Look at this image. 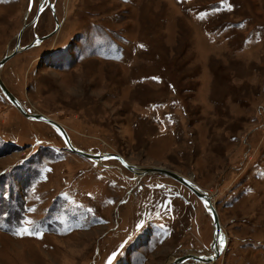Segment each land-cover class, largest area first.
<instances>
[{
  "label": "rangeland",
  "instance_id": "rangeland-1",
  "mask_svg": "<svg viewBox=\"0 0 264 264\" xmlns=\"http://www.w3.org/2000/svg\"><path fill=\"white\" fill-rule=\"evenodd\" d=\"M50 2L0 0V61L51 34L3 65L6 89L83 150L206 190L226 246L181 264H264V0ZM25 220L42 235H14ZM213 236L188 187L71 151L0 89V264H168Z\"/></svg>",
  "mask_w": 264,
  "mask_h": 264
},
{
  "label": "water",
  "instance_id": "water-1",
  "mask_svg": "<svg viewBox=\"0 0 264 264\" xmlns=\"http://www.w3.org/2000/svg\"><path fill=\"white\" fill-rule=\"evenodd\" d=\"M43 1H46V0H43ZM47 2L52 7V3L50 2V0H47ZM39 13H40V10L38 11L36 19L38 18ZM57 24L60 26V23L58 21H57ZM50 35L51 34L43 36V37H38V38L34 39L30 44H26L24 46H22L20 44V39H19L17 42L16 48L10 54L5 56L0 61V71L3 67V65L10 58H12L13 56H15L16 54H18L21 51L30 49L31 47L35 46L37 44V42L41 43V41H43V39L47 38ZM0 89L3 92V94L9 99V101L13 105H15L25 116H27L28 118H31V119L45 121V122L49 123L52 127H54L56 130H58L59 133L61 134L62 138L64 139L67 147L71 151L78 153V154H80V155H82V156H84L90 160L107 161L109 159H118L124 167H126L127 169H130L132 172L136 173V175L138 177L148 175V174H151L153 172H157V173L162 174V175H167V176L173 177L174 179L179 181L181 184L188 187L203 203L205 201L208 203V206H206V208L212 214L213 225H214V236H213V242L211 245L212 254H209L207 258L205 256H202V255L187 254L184 256L174 258L170 264H181V263H183L187 260H190V259L196 260L197 262L198 261L199 262L205 261L207 263H215L216 260L220 257V255L222 254L224 249L223 250L217 249L216 244H217V238H218L217 234H218V231H220V229H221V223L219 221V214H218L217 208L215 207L214 201H212V197L207 193L206 190L201 188L198 184H196L190 178L178 175V174L173 173V172H168V171H164V170L153 171L150 169H143L142 171L139 172V170L136 166L129 163L126 159H124L122 156L118 155L117 153H101V154L96 153V154H94L92 152H87V151L83 150L82 148L77 147L74 144V141L72 140L68 131L65 129V127L62 124H60L59 122L55 121L54 119L46 116L45 114H38L35 112H30V111L25 110L22 103L8 89H6L3 81L1 80V77H0Z\"/></svg>",
  "mask_w": 264,
  "mask_h": 264
},
{
  "label": "snow or ice",
  "instance_id": "snow-or-ice-1",
  "mask_svg": "<svg viewBox=\"0 0 264 264\" xmlns=\"http://www.w3.org/2000/svg\"><path fill=\"white\" fill-rule=\"evenodd\" d=\"M203 18V14H201V17ZM140 47H143V45H141ZM153 79H158V78H153ZM264 175V174H262ZM14 235L17 236H36V237H40L42 235V232L39 228L38 225H35L34 222L32 221H23L21 226L13 233ZM224 239L222 236L217 238V243L222 246L224 244ZM117 255V253H113L112 257L109 258V264H111L112 258H114Z\"/></svg>",
  "mask_w": 264,
  "mask_h": 264
},
{
  "label": "bare ground",
  "instance_id": "bare-ground-1",
  "mask_svg": "<svg viewBox=\"0 0 264 264\" xmlns=\"http://www.w3.org/2000/svg\"><path fill=\"white\" fill-rule=\"evenodd\" d=\"M92 75V74H91ZM82 78V77H81ZM153 78H157L156 76H154ZM84 93V92H83ZM19 110V109H18ZM27 117V116H26ZM204 204L206 205V206H208V203L205 201L204 202ZM212 215V214H211ZM217 236L218 237H220V236H222L223 237V239H224V244L222 245V246H220L218 243L216 244V246H217V249H220V250H223V248L226 246V243H227V238L221 233V230L220 231H218V234H217ZM205 257L207 258L208 256H206L205 255ZM173 260H171L170 262H168V264H170L171 262H172ZM202 263H207V262H202Z\"/></svg>",
  "mask_w": 264,
  "mask_h": 264
}]
</instances>
